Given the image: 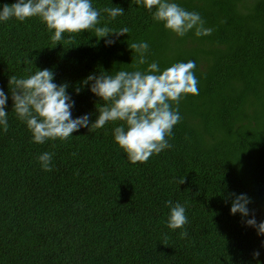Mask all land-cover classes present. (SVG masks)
I'll return each instance as SVG.
<instances>
[{
  "label": "trees",
  "instance_id": "16d2710c",
  "mask_svg": "<svg viewBox=\"0 0 264 264\" xmlns=\"http://www.w3.org/2000/svg\"><path fill=\"white\" fill-rule=\"evenodd\" d=\"M178 2L199 12L211 35L178 37L131 0H93L126 11L115 20L102 13V24L130 29L111 46L92 31L53 41L38 17L0 24L10 123L0 131V264H264V236L245 224L252 215L264 221V0ZM139 40L161 69L196 62L199 94L181 99L170 149L130 162L114 141L119 121L66 141L32 140L12 110L10 76L51 69L69 84L73 117L90 112L94 121L103 101L75 88L92 73L131 70L128 44ZM45 151L54 153L52 171L37 159ZM231 193L251 198L249 217L230 213ZM170 199L187 204V236L167 227Z\"/></svg>",
  "mask_w": 264,
  "mask_h": 264
},
{
  "label": "clouds",
  "instance_id": "9594fccd",
  "mask_svg": "<svg viewBox=\"0 0 264 264\" xmlns=\"http://www.w3.org/2000/svg\"><path fill=\"white\" fill-rule=\"evenodd\" d=\"M112 3V0H110ZM134 8H145L152 14L156 23H162L178 37H184L194 30L197 37L211 35L212 29L205 27V21L197 11H189L178 0H131ZM113 4V3H112ZM125 9L120 6L97 8L93 0H15L12 4L0 5V24L15 18L21 22L38 17L53 32L51 39L60 42L64 34H80L87 31L95 33L97 42L104 39L106 46L115 44L121 36L129 34L127 26L120 28L102 24L106 13L108 20L123 16ZM58 44V43H57ZM56 44V45H57ZM60 44V43H59ZM131 50V70L121 68L114 74L109 71L89 74L75 88L79 94L87 86L91 93L103 101L96 106L98 115L92 121V113L73 117L75 100L67 91V82L57 84L55 74L49 68L38 69L27 77H9V90L13 101L12 110L32 133V140L44 144L48 140L66 141L81 128H103L110 122H117L113 128L115 143L123 150L132 163H146L153 155H158L172 144L173 129L182 117L179 110L181 99L187 94L198 95V78L194 69L196 62H176L161 69L158 61H148L150 44L146 40L128 44ZM147 65L146 68H141ZM9 95L0 88V131L10 128ZM98 101V102H99ZM97 105V103H96ZM53 152L45 151L38 156L40 167L52 171ZM179 178V184L184 183ZM230 213H239L242 218L249 217L248 205L251 198L246 193H231ZM169 214L166 221L171 230L182 229L181 235L187 236L185 225L189 223L187 204L179 201H166ZM247 226L256 229L264 236V221L258 222L254 215L245 220ZM264 247V241L261 242ZM261 252L256 250L254 257Z\"/></svg>",
  "mask_w": 264,
  "mask_h": 264
}]
</instances>
